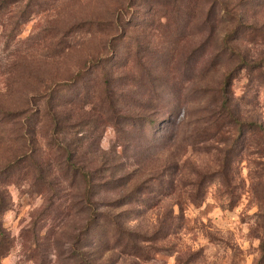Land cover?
<instances>
[{
    "label": "rangeland",
    "instance_id": "rangeland-1",
    "mask_svg": "<svg viewBox=\"0 0 264 264\" xmlns=\"http://www.w3.org/2000/svg\"><path fill=\"white\" fill-rule=\"evenodd\" d=\"M27 1L0 11V100L8 105L36 80L67 77L89 56L106 54L105 40L115 31L95 21L121 0ZM232 1L247 24L232 44L251 62L264 61V0ZM25 7L31 12L22 22ZM143 17L133 16L139 27L125 31L139 34L157 64L175 55L169 70L159 65L154 72L187 101L173 123H160L154 142L149 127L119 139L112 125H100L99 146L132 172L90 194V202L82 199L80 179L59 167L57 150L47 155L50 173L24 163L8 177L0 173V264H264V139L248 130L236 140L234 125L204 121L213 98H201L204 86L215 89L235 61L224 57L212 67L201 58L193 75V57L186 62L178 53L197 28L182 20L178 30L186 34L178 38L167 29V15L150 9ZM229 22H218L217 36ZM131 37L124 44L132 50ZM112 41L121 42L118 35ZM229 93L242 118L264 125V66L238 69ZM12 128H0V168L14 159ZM43 136L41 129V142ZM124 194L131 201L117 203Z\"/></svg>",
    "mask_w": 264,
    "mask_h": 264
},
{
    "label": "trees",
    "instance_id": "trees-1",
    "mask_svg": "<svg viewBox=\"0 0 264 264\" xmlns=\"http://www.w3.org/2000/svg\"><path fill=\"white\" fill-rule=\"evenodd\" d=\"M15 1L0 0V11ZM30 3L32 0H28L25 6ZM239 4V1L232 0H204L200 5L198 0L119 1L107 19L95 21L104 29L115 31L105 40L106 54L100 52L89 56L67 77L36 80V86L23 91L16 105L0 100V128L6 129V125L11 123L16 142L14 159L0 168V173L8 177L27 165L40 174L44 170L50 173L53 159L47 155L57 150L60 154L57 156L59 167L80 179L82 199L85 197L90 202V194L94 195L100 188L112 187V182L132 172L120 168L114 161L115 152L110 156L99 146L100 125H112L119 139L130 137L134 129L149 127L150 139L154 142L163 129L160 123H173L175 109L179 110L180 105L187 101L180 94L176 95L167 78H157L154 72L159 65V70H169V63L175 55L167 57L166 61L162 57L157 64L152 56L144 52L146 42L140 39L139 34L126 32L128 27L136 29L140 25L133 22V16L143 20V11L150 9L172 19L167 22V29L178 38L186 34L178 30L182 20L189 29L197 28L198 34L188 39L185 50L178 53L179 58L182 53L186 62L193 57V75L201 58L204 59L203 66L212 67L221 65L224 57L235 61L223 72L215 89L211 85L204 86L201 98L206 101V96L211 93L213 97L209 103L206 102L210 116L204 121L216 123L215 127L234 125L238 130L236 140L246 138L248 130L258 131L264 139V125L257 120L242 118L237 111V102L229 93L231 79L238 69L264 66L263 60L251 62L246 59L232 44L243 36L247 26L236 10ZM30 12L26 7L22 10V22L28 20ZM225 19L230 21V26L217 36L218 22ZM114 35H118L121 42L112 41ZM131 35L134 38L132 50L124 44L127 41L124 37ZM200 49L201 53L196 54ZM96 77L99 78L98 89L92 84ZM208 90L209 93L206 92ZM164 91V97H159V93ZM41 129L44 130V142L39 137ZM127 197L128 194L122 195L117 203L130 202Z\"/></svg>",
    "mask_w": 264,
    "mask_h": 264
}]
</instances>
